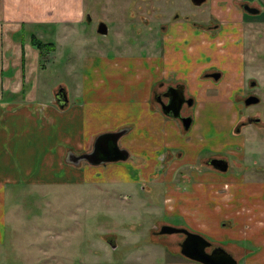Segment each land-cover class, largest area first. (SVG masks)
Returning a JSON list of instances; mask_svg holds the SVG:
<instances>
[{
	"label": "rangeland",
	"instance_id": "obj_1",
	"mask_svg": "<svg viewBox=\"0 0 264 264\" xmlns=\"http://www.w3.org/2000/svg\"><path fill=\"white\" fill-rule=\"evenodd\" d=\"M183 1L173 0V5L181 3L180 8L174 9L179 19L172 25L166 24L164 32H156L151 40L150 33L143 37L142 32L125 39L112 34L118 38L113 39L110 34L102 38L92 30L74 37V26L69 23L62 24L60 29L56 28L53 33L42 29V32H46L41 36L38 34V37H41L39 40L54 45V50L45 55L46 60L41 61V70H38V76H35L38 78L39 89L45 91L46 104L55 105L53 94L60 85L64 86L71 105L76 104L75 101L78 100L81 103V98L74 89L80 85V70L86 65L89 70L82 72L83 77L88 79L87 82H97L91 77L96 75L98 82H113L117 90L125 88L124 86L139 89L137 79H134V63L146 65L144 55H157L162 45L164 47L170 44L176 48L180 44H176L174 39L182 34L179 33L180 30L185 32V37L188 38L184 39L185 44L190 43L189 37L193 36L192 31L196 28L187 27L190 21H193V13L196 10L204 8L203 12L214 20L212 24H218L217 18L212 16L213 10L219 9V6L210 7L211 0H205L198 8L188 6L185 12L187 20L181 19L180 11L184 12L183 4H187ZM84 4L87 6V12L90 2L84 0ZM144 4L137 15L143 16L147 23L150 21L157 24L153 19V14L156 13L152 9L156 7L151 6L153 2ZM261 7L264 12V7ZM90 12L103 15L102 8L98 10L93 7ZM158 13L164 18L160 17L157 22L167 20L170 16L169 9L166 11V7L161 3ZM206 15L202 14L204 22L207 20ZM242 15L240 21L243 23L238 25L242 38L238 52L243 65L240 66L238 60L233 61L235 67L240 70L242 68L243 71L238 87L241 94L237 93L225 100L221 96L222 86L206 89L207 97L203 95L200 98L201 109L195 128H188L186 132L170 129V120L163 121L159 113L155 115L150 110L144 112L141 104L135 105L140 111L135 108L133 119L136 118L144 124L146 129L143 131L146 134L141 132L140 135H144V138L138 134L124 136L117 143L118 146L128 149L132 157L137 158L132 160L130 157L125 162L93 167L82 162L91 170L86 174L92 175L85 176L84 179L91 178L95 184L34 185L24 183L21 178L0 182V264H166L171 257H180L178 243L182 235L157 234L159 227L165 224L198 234L207 240L211 247H216L214 236L197 232L195 228L191 229L181 218L182 214L186 213L197 226V205H194L195 199L192 201V197H188L192 196L190 185L206 184L205 181L210 178L208 184L212 185L207 187L214 199L218 198L214 185L222 182L227 184L228 191H232L236 184L240 191L261 193L263 202H260L259 198L255 202L264 206V15ZM229 19L228 17L223 20L231 21ZM254 20L262 24L256 25L253 33L244 23ZM113 44L119 45L120 48L115 53L110 49ZM140 44L143 46L138 50ZM207 50L210 55L202 57L201 60L211 58L212 48ZM131 56H135L134 61L123 59ZM122 68L128 69L127 73L121 71ZM249 78L255 83L252 89L247 82ZM129 79H132V82H129ZM138 82L141 83L139 86L143 85L141 81ZM248 95L255 96L259 102L246 108L242 100ZM207 98L210 101L205 102ZM125 99L130 102L141 100L130 91ZM227 102L233 104L230 112L225 109ZM93 106L94 103H89L86 108L89 111L100 110L97 104L94 109ZM188 110L184 111L190 116ZM232 111L236 112V120L232 121L231 125L229 115ZM245 117L257 118L259 123L245 126L235 133L234 128L241 120L246 124ZM122 125L124 124H119L113 131L120 129ZM96 135H89L87 139L92 137L93 140ZM131 137L132 141H129L128 138ZM163 141L167 146L162 144ZM158 151L160 154L156 163L151 157ZM210 154H216L215 157L226 161V172H214L206 166L204 159ZM177 155H181L179 159L175 157ZM169 169L172 180L162 177ZM21 171L22 169H16L15 174ZM133 172L137 175L131 179ZM44 173L49 174L50 171L46 170ZM54 174L60 177L65 172L59 169V172L51 173ZM198 176L201 178H196ZM117 179L121 182L109 183ZM166 181H171L170 187L181 196L177 199L180 208H177L176 204L168 210L171 203L165 202L168 198H164L165 192L168 191L164 188V185L168 184ZM218 200L225 203L227 199L219 197ZM184 201L192 205L183 206ZM241 240V243H249L246 239ZM112 245L115 247L112 248Z\"/></svg>",
	"mask_w": 264,
	"mask_h": 264
},
{
	"label": "crops",
	"instance_id": "obj_2",
	"mask_svg": "<svg viewBox=\"0 0 264 264\" xmlns=\"http://www.w3.org/2000/svg\"><path fill=\"white\" fill-rule=\"evenodd\" d=\"M243 1L256 10L252 14L254 17L264 15L261 7V5L264 7V0H214L213 4L215 7L221 8L215 11V15L222 21L229 17L233 24V30L239 36L238 25L241 23L240 19L243 15L239 10L232 8ZM81 11L82 0H0V182L5 179L16 181L21 178L24 183L34 185L95 184L91 178L84 179L85 176H92L90 173L86 174L91 170H88L84 164L74 166L67 163L64 158L67 154L88 153L94 139L92 140V137L87 139V136L113 131L118 128L119 124H124L119 127L120 129H128L122 137L137 136L141 132L146 134L143 131L146 129L144 124L137 121L136 118L133 119L135 108H138L135 105L141 104L144 112L150 110L155 115L159 113L163 121L170 120L168 122L170 129H176L178 132L184 131L177 120L161 114L159 107L152 100L153 93L164 92L166 87L181 86L183 96L191 99L192 102L189 107H184L181 111L182 115L189 114L184 111L189 108L190 116L188 117L191 118L189 129L195 128L198 123L201 109L200 98L203 95L207 97L206 89L222 86L221 96L225 100L238 93L243 71L226 62L231 59V54L211 51L210 60L220 64L223 74L221 82H212L203 76L205 70L210 67L207 59L201 60L202 57L206 58L209 54L207 49L210 46L204 41L206 35L193 30V36L189 37L190 43L185 44L186 33L180 30L179 33L182 34L174 39L176 44H180L176 48L171 47L170 44L164 47L162 45L157 55H151V57L144 55L146 65L134 63V79H137L139 85L141 83L138 81L143 84L142 86L137 85L139 89H129L131 87L124 86L125 88L117 90V86L113 82H98L96 75L91 77L95 78L97 82H87L88 79L83 77V72L89 70L86 65L83 70H80L82 74L80 85L74 89V92L81 98V103L78 100L75 101L76 104L71 105L64 86L60 85L61 87L58 88H63L66 95V106L60 109L56 104L47 105L45 91L39 89L38 78H36L38 70H41L42 67L41 61L46 60L44 59L46 54L41 56L37 50L31 47L30 37L39 40L41 37L39 38L38 34L41 36L46 32L45 30L42 32V29H48V33H53L56 28L60 29L64 23L74 26ZM260 24L262 23L256 20L246 22L249 31L253 33L255 26ZM189 27L188 24L187 29ZM223 30L224 32L228 31V26L224 25ZM223 58L225 65L221 63ZM123 59L134 61L135 56L123 57ZM121 71L127 73L128 69L122 68ZM129 82H132V79H129ZM129 91L135 93V96H139L141 100L130 102L125 99ZM211 100H213L212 97ZM204 101L210 100L207 98ZM89 103H94L92 109L97 104L100 110L89 111L86 108ZM115 108L117 109L114 110ZM232 108L233 104L225 103V109H228V112ZM138 109L140 111V108ZM230 116L229 124L236 120V112L232 111ZM140 136L144 138V135ZM132 138H128V140L132 141ZM127 143L129 144V142ZM162 144L167 146L165 141ZM118 147L127 152L128 157L125 161L133 156L128 149L122 146ZM159 154L158 151L151 157V160L157 163ZM180 156L175 157L179 159ZM193 156L196 158L195 154ZM135 158L137 157H132V160ZM16 169H22L21 173L15 174ZM59 169L65 174L60 177L55 174L51 175L53 172H59ZM46 170L50 173L45 174ZM169 172L170 169L162 177L172 180L171 172L170 174ZM131 175L132 179L137 174L133 172ZM196 178L200 179L201 177ZM210 180L207 179L206 184L200 182V186L190 185L192 196L188 195V197H192V201L195 199L193 202L194 205H197L198 212L197 219H195L197 226L186 213L179 217L191 229L195 228L197 232L214 236L216 247H221L234 259L236 264H264V206L255 202L258 198L260 202H263L261 201L262 194H253L251 190L240 191L236 184L232 191H228L227 184L219 182L217 186L214 185V189L218 193L216 196L227 199L225 203H221L218 198L212 197L210 189L207 187L212 185V183L208 184ZM112 182L121 181L117 179L109 183ZM165 183H168L164 185V188L168 190L165 192L166 197L164 198H168L165 202L171 203L168 210L176 204V207L180 208L177 199H180L181 196L170 187L171 181ZM219 189L221 190L218 191ZM225 191L228 192L225 193ZM185 204L189 203L182 202L183 206ZM241 239H246L249 243H241ZM179 258L171 257V260L165 263L198 264L181 256Z\"/></svg>",
	"mask_w": 264,
	"mask_h": 264
},
{
	"label": "flooded vegetation",
	"instance_id": "obj_3",
	"mask_svg": "<svg viewBox=\"0 0 264 264\" xmlns=\"http://www.w3.org/2000/svg\"><path fill=\"white\" fill-rule=\"evenodd\" d=\"M87 1L90 2V7H88L89 9H87V12H86L85 11L86 5L84 4V0H82V11L80 13L78 21L75 23L74 28H73V29H75V30H73L74 37H77L78 34L81 35L84 32H88V31L92 30V32L94 34H96L102 38H106L110 34V37H112L113 39H118L115 36L125 39L127 37H132L133 35H140L142 32H143V37H144L150 33L152 35V37L150 38V40H151L152 38H154L153 34H155L156 32H158V34H159V32L160 33L164 32V30H165L164 26L166 24L172 25L173 22H175V21H177V19H179V18H177L178 15L174 11V9H176L178 7L180 8V4H181V3H177L176 5H173L172 4L173 0H87ZM151 1L153 2V4H151V6L156 7V8H152V9H154V11L156 12L155 14H153V19L155 20V22L157 24H153L150 21L147 23V20L144 19L143 16L137 15L138 10L143 5H145L144 2L150 3ZM211 1H212V3L209 5L210 7L214 6L213 5L214 0H211ZM183 2H187V4H183L184 5V12L180 11L181 19L187 20L188 16L186 15L185 12H187L188 6L198 8L205 2V0H202L199 3V5H194L191 0H184ZM159 3H161L162 6L166 7V11L168 8L169 14H170V16L167 17V20H164L161 22H157L159 19L164 18V17L159 16V13H158ZM93 7L98 8V10L100 8H102L103 15L102 16H99L98 14L94 15L93 12H90V8L93 11ZM113 8H115V9H113ZM248 8H251V7H249L247 5V2L243 1L240 4H238V6H234L232 9L233 10L234 9L239 10L242 14L252 15L254 12L251 13L252 11H248L247 10ZM220 9L221 8H219L217 10H213V16L212 17L214 19H215V17L217 18V22H218L217 25H215V23L212 24V22H214V20L209 17V14L207 16L206 13L203 12V10H205L203 8V9H198L193 13L194 19H193V21H190L189 26L193 27L194 29L196 28V31L202 32L204 35H206L204 41H206L208 43V45L210 46V48H212V50H214L215 52H221L223 54H224V52H228L229 54H231V59H229V61H226L229 65H231V66L234 65L233 61L238 60V62L240 63V66H242L243 61L241 60V55H239L240 53L238 52L239 47L241 46L242 38H240V36L237 34V32H235L233 30V24L231 21L224 22V21L220 20L215 15V11H218ZM223 9H225V8H223ZM149 11L151 12V10H149ZM202 14H205L207 17V20L205 22L202 19ZM241 23H243V21H241ZM210 24H212V25H210ZM244 24H246V23H244ZM224 25L228 26V29H229L228 31L224 32V30H223ZM119 29L122 32L118 31ZM112 34L113 35L116 34V35L113 36ZM141 44L138 47V50H141V47L143 46ZM110 49L112 50L113 53H115L120 48H119V45L113 44L110 46ZM234 55H236V56H234ZM224 61L225 60L223 58L221 63L225 65ZM207 63L210 65V67L207 70H205V72L203 73V76L205 78L211 80V81H214V82L220 81L221 82L223 79V74H222V71L220 70L221 69L220 64L215 63L210 59H207ZM247 82H248V85L250 86L251 89L254 88L255 83L252 80H250V78L247 80ZM178 86L179 85L174 86V88H176ZM167 88H169V87H166L164 92H160L157 94L153 93V95H152V100L158 107H159V105H158L159 102L165 104L168 101V97L164 96ZM238 93L241 94L240 89H239ZM250 96H252V95H248L247 97H250ZM185 99H189V98H185ZM245 99L242 100V104H243V101ZM257 100H258V98H257ZM243 106H244V104H243ZM184 107L185 108L187 107L186 103H183L181 108H180V116L181 117L189 116V115H182L181 114V111ZM244 107L247 108L249 106H244ZM244 119L246 121V124H244V122L241 120L240 123L238 124V126L234 128L235 133H238V131L240 129L244 128L245 126H250L251 124H258L259 123V120L257 118L250 119L248 117H245ZM248 121H250V123H248ZM91 148H92V146H91ZM118 148H121V147H118ZM90 151H91V149H90ZM215 155L216 154H210L207 157V159H204V163L206 164L207 167L209 166V168L212 171L218 172L208 164L210 160L221 159L220 157H215ZM162 226H166V224L161 225L160 227H162ZM167 226H170V225H167ZM160 227H159V229H160ZM157 234H158V232H157ZM179 235H181V234H179ZM182 239H183V236H182ZM182 239H181V241H182ZM179 243H178V245H179ZM211 248H213V247H211Z\"/></svg>",
	"mask_w": 264,
	"mask_h": 264
},
{
	"label": "water",
	"instance_id": "obj_4",
	"mask_svg": "<svg viewBox=\"0 0 264 264\" xmlns=\"http://www.w3.org/2000/svg\"><path fill=\"white\" fill-rule=\"evenodd\" d=\"M191 1L194 5H199L202 0ZM247 10L252 11L251 13L256 12V10L252 8H248ZM164 96L168 97V101L165 104L159 102L158 105L161 114L167 118L176 119L180 123L182 129L187 131L191 124V118L188 116L181 117L180 108L183 103H186L189 107L192 103L191 99L184 98L181 86L167 88ZM54 101L56 106L60 109L66 106L67 100L63 88L57 89L54 94ZM257 102L258 100L256 97L250 96L243 101V104L244 106H251ZM248 123H250V121H248ZM127 131V128H122L115 132L99 134L93 140L91 151L80 155L67 154L65 161L74 166L82 162L89 166L123 162L127 159L128 154L124 149L118 148L117 141L120 137L125 135ZM208 164L220 173H224L227 170V163L224 159H213L210 160ZM158 234H181L183 239L178 245V253L186 260L198 264H236L234 259L221 247L210 248L211 244L198 234L167 225L160 227ZM112 248H114V246H112Z\"/></svg>",
	"mask_w": 264,
	"mask_h": 264
},
{
	"label": "trees",
	"instance_id": "obj_5",
	"mask_svg": "<svg viewBox=\"0 0 264 264\" xmlns=\"http://www.w3.org/2000/svg\"><path fill=\"white\" fill-rule=\"evenodd\" d=\"M29 43L31 47L37 50L41 56L48 54L54 50L53 44L42 43L40 40L35 39L33 37H30Z\"/></svg>",
	"mask_w": 264,
	"mask_h": 264
}]
</instances>
